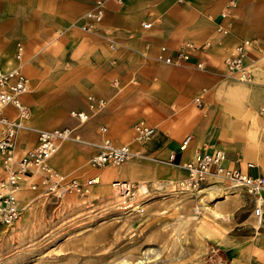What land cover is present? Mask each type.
<instances>
[{
    "label": "crops",
    "instance_id": "obj_1",
    "mask_svg": "<svg viewBox=\"0 0 264 264\" xmlns=\"http://www.w3.org/2000/svg\"><path fill=\"white\" fill-rule=\"evenodd\" d=\"M96 1L0 0V69L18 64L14 54L20 43L21 69L30 85L22 101L30 108L32 128L19 131L16 153L35 146L34 129L75 125L70 111L88 112L86 98L94 95L105 99L106 107L78 125L76 133L95 143L106 137L114 145L130 144L146 155L117 168L113 180L179 179L186 174L181 165L212 149L224 151L226 166L264 176V0H235L226 18L221 11L230 0H105L103 20L94 31L83 32L73 23ZM244 40L251 41L250 85L229 76L224 65L228 52ZM185 42L196 47L190 61L170 65L156 59L161 46L173 53ZM200 60L203 70L195 67ZM54 111L65 120L38 121V115ZM140 120L156 128L143 144L132 142V126ZM97 150L67 140L50 165L100 180L107 169L86 167ZM170 152L173 163L161 161ZM216 181L221 182L211 179L206 185ZM243 238L225 249L227 263L264 264V218Z\"/></svg>",
    "mask_w": 264,
    "mask_h": 264
},
{
    "label": "rangeland",
    "instance_id": "obj_2",
    "mask_svg": "<svg viewBox=\"0 0 264 264\" xmlns=\"http://www.w3.org/2000/svg\"><path fill=\"white\" fill-rule=\"evenodd\" d=\"M37 119L52 125L65 120L57 111ZM72 127L76 131L78 123ZM77 135L80 140L72 142L95 143ZM127 164L99 168L110 173L87 196L55 202L23 190L19 218L0 223V264H228L225 249L251 235L256 224L251 198L224 181L195 193L157 191L143 214L122 215L112 205L111 182ZM86 167L97 169L88 162Z\"/></svg>",
    "mask_w": 264,
    "mask_h": 264
},
{
    "label": "built area",
    "instance_id": "obj_3",
    "mask_svg": "<svg viewBox=\"0 0 264 264\" xmlns=\"http://www.w3.org/2000/svg\"><path fill=\"white\" fill-rule=\"evenodd\" d=\"M115 1L121 2V0ZM104 4L105 0H97L74 26L83 32L94 31L103 20ZM236 6L235 0L228 1L221 11V17L230 16ZM150 26L151 23H142L143 28ZM217 30L226 32L221 27ZM110 45L113 47L112 44ZM250 45L249 40L239 42L224 59L227 74L248 85L254 81V66L246 62ZM195 49L196 47L190 42L183 43L173 53H169L166 46H161L156 59L165 64L181 65L190 61L191 51ZM14 57L18 62L15 67L5 71L0 69V223L4 225H11L19 218L22 209L19 196L23 190L35 192L46 200L61 202L72 194L87 196L90 188L99 182L97 176L80 179L62 173L50 165V159L56 153L59 142L80 140L74 127L35 129L37 134L35 146L20 155L16 153V137L19 131L29 130L32 127L28 124L31 119L30 108L22 101V96L30 91V85L21 69L23 46L20 43L16 45ZM195 67L203 70L205 62L197 61ZM86 102L88 112L71 110L69 113L78 125L88 121L94 113L103 110L107 104L105 99L94 95H88ZM195 102L200 104L201 98L196 97ZM9 109H12L13 113ZM132 128L134 139L140 144L151 140L156 132V128L144 120L137 121ZM100 131L106 132V127H100ZM189 140V136L185 137L180 149H184ZM92 145L98 150L88 162L97 169L109 164L120 165L133 158L146 156L142 151L132 149L128 144L114 145L106 137ZM174 156V152H170L165 161H161L172 164ZM225 160L226 155L223 150L212 149L196 153L193 159L181 165L186 174L179 179L113 180L111 186L115 191L116 199L112 205L122 215H141L157 191L163 196L169 192L195 193L211 179H215L229 183L231 187L243 189L252 200V217L261 223L264 218V176H251L240 168L228 167L224 164Z\"/></svg>",
    "mask_w": 264,
    "mask_h": 264
},
{
    "label": "bare ground",
    "instance_id": "obj_4",
    "mask_svg": "<svg viewBox=\"0 0 264 264\" xmlns=\"http://www.w3.org/2000/svg\"><path fill=\"white\" fill-rule=\"evenodd\" d=\"M75 23H76V22H75ZM75 23H73V25H75ZM34 130H35V129H34ZM62 142H64V141H61V142L58 143V147H59V145H60ZM132 142H133V143H137V141H136L134 138H132ZM128 145L131 146L130 144H128ZM58 147H57V149H58ZM131 147H132V146H131ZM88 165H89L90 167H92L91 164H90L89 162H88ZM93 168H94V167H93ZM92 187H93V186H92ZM92 187L90 188L89 193L91 192ZM89 193H88V194H89ZM88 194H87V195H88ZM215 213H216V212H215ZM216 214H217V213H216ZM141 261H142V260L137 261L136 264H139ZM121 264H128V262L126 263V261H123V262H121Z\"/></svg>",
    "mask_w": 264,
    "mask_h": 264
}]
</instances>
